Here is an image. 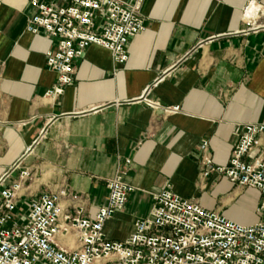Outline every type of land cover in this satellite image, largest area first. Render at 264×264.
<instances>
[{"label": "crops", "instance_id": "crops-1", "mask_svg": "<svg viewBox=\"0 0 264 264\" xmlns=\"http://www.w3.org/2000/svg\"><path fill=\"white\" fill-rule=\"evenodd\" d=\"M252 1L146 0L145 31L131 41L127 63L93 45L74 83L52 100L53 41L26 31L29 0H0V179L8 175L9 186L28 169L24 200L66 191L61 214L94 219L108 182L122 174L134 192L105 225L114 241L150 215L167 187L238 224L258 223V190L199 175L203 140L225 168L238 126L264 124V0ZM258 157L264 134L249 159Z\"/></svg>", "mask_w": 264, "mask_h": 264}, {"label": "built area", "instance_id": "built-area-1", "mask_svg": "<svg viewBox=\"0 0 264 264\" xmlns=\"http://www.w3.org/2000/svg\"><path fill=\"white\" fill-rule=\"evenodd\" d=\"M146 0H29L35 13L26 31L44 33L54 43L47 66L57 75L46 97L56 100L74 83L77 61L93 46L110 51L117 65L129 59L131 41L145 31ZM257 0L252 1L255 4ZM180 107L165 109L177 114ZM239 141L229 165L217 168L208 140L200 144L199 175L219 173L231 183L258 190L261 200L254 225H241L176 195L170 187L154 198L150 215L122 241L110 240L105 225L127 205L134 188L119 174L107 184V205L94 219L79 211L61 214L66 191L24 200L28 169L5 185L0 179V264H264V160H250L264 124L236 129ZM129 163V161H128Z\"/></svg>", "mask_w": 264, "mask_h": 264}]
</instances>
